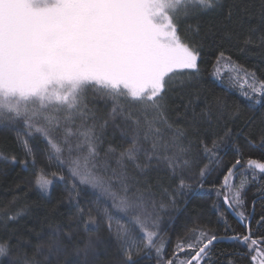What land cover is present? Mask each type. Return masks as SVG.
<instances>
[{
    "label": "snow or ice",
    "instance_id": "obj_1",
    "mask_svg": "<svg viewBox=\"0 0 264 264\" xmlns=\"http://www.w3.org/2000/svg\"><path fill=\"white\" fill-rule=\"evenodd\" d=\"M221 6V0H0V129L22 127L26 137L43 140L47 159L58 170L37 165L28 139L19 140L24 158L10 162L27 168L31 158L36 190L47 195L63 184L70 206L67 222L38 235L32 257L15 264H74L70 257L75 264H95V234L102 224L119 247L120 264H138L135 257L148 256L152 249L161 258L162 215L192 190L185 177L201 156L213 163L228 144L237 158L224 177L223 203L245 228L229 239L247 248L253 264H264V239L252 235L251 214L242 210L248 184L264 174V161L249 158L244 167L238 143L243 129L229 126L239 121V109L217 97L205 98L197 112L201 97L189 91L177 117L184 126L169 117V93L190 89L200 71V54L193 40L181 36L180 22ZM258 30L251 27L243 43L252 44ZM259 40L264 44V32ZM221 63L230 70L229 85L239 86L246 100L264 108V80L221 51L214 66L221 83ZM90 95L103 100L107 110L101 113L90 104ZM254 105L248 107L258 111ZM153 173L168 176L174 187L154 186ZM199 174L206 176L207 164ZM237 176L243 177L239 185ZM82 185L92 189L93 207L81 206ZM260 191L264 205V188ZM24 212L3 215L6 222L16 221ZM257 224L264 227V215ZM191 240L178 243L174 257L189 252L181 264H212L210 246L217 236L200 231ZM30 244L19 241L16 247ZM10 252L11 241H0V257Z\"/></svg>",
    "mask_w": 264,
    "mask_h": 264
},
{
    "label": "trees",
    "instance_id": "obj_2",
    "mask_svg": "<svg viewBox=\"0 0 264 264\" xmlns=\"http://www.w3.org/2000/svg\"><path fill=\"white\" fill-rule=\"evenodd\" d=\"M221 8L203 13L199 16L182 19L179 25L182 37L193 40L200 54L198 76L190 81V89L183 93H169V117L177 120L178 114L184 111L183 105L187 103L189 91L199 94L201 97L200 108L204 106V99L215 101L217 97L226 99L233 110L239 109L240 119L235 124H230L235 131L243 129L238 143L243 146V160L249 158L264 161V147L261 146V137L264 135V108L254 105V102L246 100L241 95L239 86L228 83L230 73L223 72L224 82L216 79L217 57L223 51L230 62L241 70L254 72L258 80H264V44L259 37L264 32V23H261V11L264 9V0H221ZM229 10L232 12L229 18ZM257 27L259 30L252 33L253 43L245 45L243 40L248 37L249 29ZM221 63L218 67L221 69ZM183 97V98H182ZM90 104L94 103L101 113L107 109L103 100L89 96ZM248 105H254L258 111L251 110ZM252 118L248 126L245 121ZM183 127L184 121L177 120ZM218 131V130H217ZM207 135L211 137L212 133ZM20 139H28L38 166H44L56 171L55 161L47 159L45 142L41 139H33L24 135L23 128L17 131L0 129V241H11V252L8 256L0 257V264H15L25 255L31 258L33 246L37 243L40 234L47 233L57 223H66L69 205L66 200V186L57 184L47 195L36 190L32 182L36 169L31 166V158L28 167L19 164L12 165L11 159L17 161L24 158ZM249 141L251 143H249ZM235 149L231 144L222 145L218 154L213 158L215 162L209 163L203 156L195 165L191 173L185 179L191 183L192 190L186 195L178 196L175 205H169L160 221L161 231L157 239V247L164 245L161 258L158 259L155 249L151 254H141L135 257L138 264H166L167 260L175 259L176 264L190 256L192 253H179L174 257L176 245L180 242H192V237H198L200 231L215 234L217 238H229L235 233L245 231L238 217L224 205V177L227 170L235 163ZM207 164V174L200 177V168ZM65 174L67 172L64 169ZM251 172H249V179ZM243 177L237 176L235 184L239 185ZM203 182V188L200 182ZM154 186H173L166 175L150 176ZM264 188V174H257V179L248 184L244 193L245 205L243 211L251 214L252 235L258 239H264V227L257 224L261 215H264V205L261 203V189ZM159 192V188H157ZM220 191L221 194L217 195ZM79 200L82 207L88 208L95 205L92 189L80 186ZM253 201H256L255 206ZM18 209H24V215L16 221L6 222L4 213H14ZM6 225V226H5ZM95 236L99 240L96 250L95 264H120L122 259L120 250L115 240L106 231L102 224ZM30 241V246L23 249L16 247L19 241ZM264 246V245H262ZM212 264H253L251 257L246 255L247 248L238 246L234 241L218 242L210 246ZM255 254V253H253ZM42 261V257H37ZM75 264V257H70Z\"/></svg>",
    "mask_w": 264,
    "mask_h": 264
},
{
    "label": "rangeland",
    "instance_id": "obj_3",
    "mask_svg": "<svg viewBox=\"0 0 264 264\" xmlns=\"http://www.w3.org/2000/svg\"><path fill=\"white\" fill-rule=\"evenodd\" d=\"M220 72H221V75L223 74V72L230 73V70L228 69V65L227 64L223 65V67L220 69Z\"/></svg>",
    "mask_w": 264,
    "mask_h": 264
},
{
    "label": "water",
    "instance_id": "obj_4",
    "mask_svg": "<svg viewBox=\"0 0 264 264\" xmlns=\"http://www.w3.org/2000/svg\"><path fill=\"white\" fill-rule=\"evenodd\" d=\"M225 241H232V240L229 239V238H222V237H219V238H217L216 241H214V244H215V243H218V242H225Z\"/></svg>",
    "mask_w": 264,
    "mask_h": 264
}]
</instances>
